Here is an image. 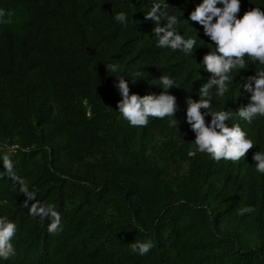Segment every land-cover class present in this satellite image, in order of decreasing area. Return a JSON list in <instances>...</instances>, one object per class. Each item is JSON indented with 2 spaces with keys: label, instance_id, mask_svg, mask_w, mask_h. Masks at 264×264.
Segmentation results:
<instances>
[{
  "label": "trees",
  "instance_id": "16d2710c",
  "mask_svg": "<svg viewBox=\"0 0 264 264\" xmlns=\"http://www.w3.org/2000/svg\"><path fill=\"white\" fill-rule=\"evenodd\" d=\"M154 3L177 16V34L197 38L192 55L156 46L155 22L145 19ZM200 3L0 0L14 13L0 25V158L8 155L36 198L56 206L63 228L50 234V221L29 216L18 187L0 177V216L17 225L16 254L0 264H264V174L252 160L264 152V117L248 123L235 114L249 96L238 84L264 65L245 56L249 66L233 70L225 96L212 91V110L233 111L227 124L238 123L254 148L237 162L196 151L185 99H199L210 77L202 59L215 50L188 19ZM240 4L237 18L264 11V0ZM161 75L175 81L177 126L170 117L130 126L116 111L118 79L130 95H159ZM246 206L255 211L238 215ZM149 239L148 254L131 251Z\"/></svg>",
  "mask_w": 264,
  "mask_h": 264
},
{
  "label": "clouds",
  "instance_id": "9594fccd",
  "mask_svg": "<svg viewBox=\"0 0 264 264\" xmlns=\"http://www.w3.org/2000/svg\"><path fill=\"white\" fill-rule=\"evenodd\" d=\"M220 5V6H217ZM168 5L164 3L152 4L145 19L155 22L152 33L157 39L158 48L180 50L186 55L193 53L197 38H185L176 33L179 22L176 15L167 11ZM240 0H202L188 19L201 25L203 33L215 47L203 56L204 71L210 77L198 90L199 99L191 97L185 99L186 123L195 133V150L209 155L213 160L237 162L244 158L246 153L254 148V143L247 138V133L238 123L231 127L227 121L232 118L231 110H212V91L218 97H223L229 91V84L233 83V70H244L249 65L245 56L252 62L264 65V11L253 7L245 11L242 17L237 18L240 12ZM14 13L0 8V25L13 23ZM114 19L126 26L128 17L124 12H118ZM166 21V23L164 22ZM161 23L163 26H161ZM107 71H118L117 64L107 65ZM159 84L163 91L159 95L148 94L140 96L129 94V86L125 78L118 79L115 87L121 99L116 104V111L133 127H147L149 117L163 119L170 117L169 127H176L177 111L176 98L169 94V89L175 87V81L167 75L159 77ZM134 82V81H133ZM244 92L249 94L246 106H241L235 114L243 121L252 123L256 117H264V69L255 71L248 76L242 84H238ZM201 110H204L203 112ZM210 116V123L206 124L205 117ZM4 172L0 177L7 176L15 188L25 197L22 206L28 210L29 216L39 218L43 223L46 219L50 222L47 231L56 234L63 231L60 213L54 204L41 202L37 194L29 190V185L24 178L19 176L14 169V164L8 155L2 158ZM257 173L264 174V152H255L252 156ZM34 201L29 206V202ZM8 203L7 200L4 201ZM255 208L246 206L237 210L238 215L254 212ZM17 225L9 221L7 216H0V259L8 260L16 254L13 238L16 235ZM154 247L149 240L134 241L130 244L131 251L144 256Z\"/></svg>",
  "mask_w": 264,
  "mask_h": 264
}]
</instances>
